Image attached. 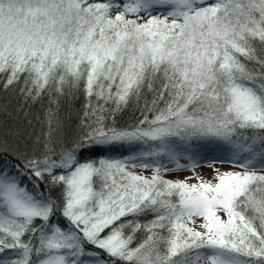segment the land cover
<instances>
[{"label":"snow or ice","instance_id":"1","mask_svg":"<svg viewBox=\"0 0 264 264\" xmlns=\"http://www.w3.org/2000/svg\"><path fill=\"white\" fill-rule=\"evenodd\" d=\"M0 264H264V0H0Z\"/></svg>","mask_w":264,"mask_h":264},{"label":"rangeland","instance_id":"2","mask_svg":"<svg viewBox=\"0 0 264 264\" xmlns=\"http://www.w3.org/2000/svg\"><path fill=\"white\" fill-rule=\"evenodd\" d=\"M218 166H219V167L221 168V170L223 171V170H227L226 167H228L229 165H228V164H223V165H218ZM198 171H200L201 174L205 176V178H207V179H211V177H212V173H211V170L208 169L207 167L202 168V169H198ZM176 175H177L179 178H181V176H182V177H184V176H188V175H191V173H190V172H181V173H178V174H176ZM169 178H175V177H169Z\"/></svg>","mask_w":264,"mask_h":264},{"label":"trees","instance_id":"3","mask_svg":"<svg viewBox=\"0 0 264 264\" xmlns=\"http://www.w3.org/2000/svg\"><path fill=\"white\" fill-rule=\"evenodd\" d=\"M129 115H130V114H129ZM125 119H128V116H126ZM204 151H205L208 155H210V156L216 154L215 151H214V149H212V148H210V147L204 149ZM181 163H184V161H181ZM226 169L229 170V169H230V165H229L228 167H226ZM181 178H183V177L181 176Z\"/></svg>","mask_w":264,"mask_h":264}]
</instances>
